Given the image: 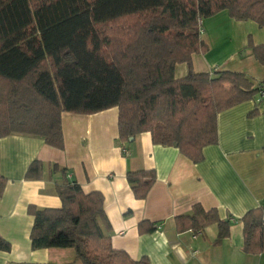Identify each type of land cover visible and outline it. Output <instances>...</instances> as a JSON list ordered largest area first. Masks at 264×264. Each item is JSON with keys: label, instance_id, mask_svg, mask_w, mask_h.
Masks as SVG:
<instances>
[{"label": "trees", "instance_id": "16d2710c", "mask_svg": "<svg viewBox=\"0 0 264 264\" xmlns=\"http://www.w3.org/2000/svg\"><path fill=\"white\" fill-rule=\"evenodd\" d=\"M221 10L264 27V0H0V138L36 135L61 149L62 112L117 107L118 141L148 131L153 143L175 146L199 161L202 148L217 141L220 111L264 99L258 97L264 80L242 72L189 67L185 76L175 77L177 63L190 66L193 53L208 50L202 19ZM247 48L264 68V44L248 39ZM53 169L63 170L56 163ZM41 176L42 162L34 159L25 178ZM125 177L141 199L155 172L127 170ZM5 183L0 174V194ZM55 190L59 207L27 206L32 249L73 248L81 264H150L146 256L133 259L112 247L99 191L85 193L74 180L56 182ZM174 219L178 231L197 232L216 223L215 243L229 235V218L221 219L216 208L205 210L197 203L191 213ZM239 220L243 251H264L262 208L248 209ZM9 249L0 236V250Z\"/></svg>", "mask_w": 264, "mask_h": 264}, {"label": "crops", "instance_id": "0c3cea01", "mask_svg": "<svg viewBox=\"0 0 264 264\" xmlns=\"http://www.w3.org/2000/svg\"><path fill=\"white\" fill-rule=\"evenodd\" d=\"M216 15L230 23L236 49L227 52V46L216 44L211 33L213 28L217 31L215 21L208 20V50L193 53L190 66L177 63L175 77L185 76L190 67L194 72L237 71L263 81L264 68L250 53L246 38L250 35L255 44H264V27L234 20L226 10ZM117 116V107L89 114L62 112L61 149L36 135L11 133L0 138V174L6 178L0 194V236L10 244L8 251L0 250V264H81L73 248L30 246L33 217L27 206L59 207L55 183L62 180L76 181L85 193L102 194L110 243L133 259L146 256L150 264H264V251H243L239 220L255 207L262 208L264 218V99L220 111L217 141L202 148L197 162L175 146L153 143L148 131L128 142L118 141ZM34 159L42 162V176L27 179L26 168ZM54 163L63 170H52ZM137 169L155 172V181L141 199L134 197L125 177L127 170ZM197 203L205 210L216 208L221 219L229 218V235L219 243L214 242L216 223L197 232L176 229L175 216L191 213Z\"/></svg>", "mask_w": 264, "mask_h": 264}, {"label": "rangeland", "instance_id": "374dc122", "mask_svg": "<svg viewBox=\"0 0 264 264\" xmlns=\"http://www.w3.org/2000/svg\"><path fill=\"white\" fill-rule=\"evenodd\" d=\"M213 14L209 17L203 18L202 19V38L205 40V42L208 44V48H209V40L206 37V23L209 22L208 20H214L215 21V26L217 28V31H215L216 29H212L211 33L214 37V40L216 42L217 45L220 44H224L225 46H227L228 48H226L227 52L233 51L236 49V44H237V37L235 34H233V29L230 28V23H228V21H226V18L223 15H216ZM248 39L252 40V37L250 35H247L246 38V45L248 43ZM244 50H246V48H243L240 53H242Z\"/></svg>", "mask_w": 264, "mask_h": 264}, {"label": "built area", "instance_id": "2783aa9c", "mask_svg": "<svg viewBox=\"0 0 264 264\" xmlns=\"http://www.w3.org/2000/svg\"><path fill=\"white\" fill-rule=\"evenodd\" d=\"M258 97L261 98V97H264V90H260L258 92Z\"/></svg>", "mask_w": 264, "mask_h": 264}]
</instances>
